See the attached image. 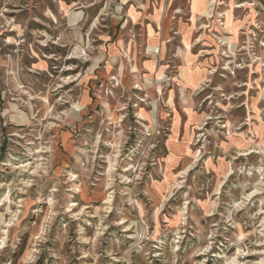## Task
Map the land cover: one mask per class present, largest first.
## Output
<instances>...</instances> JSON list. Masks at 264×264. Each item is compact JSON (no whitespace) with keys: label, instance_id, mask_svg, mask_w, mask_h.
<instances>
[{"label":"rangeland","instance_id":"1","mask_svg":"<svg viewBox=\"0 0 264 264\" xmlns=\"http://www.w3.org/2000/svg\"><path fill=\"white\" fill-rule=\"evenodd\" d=\"M207 6L0 0V264H264V0Z\"/></svg>","mask_w":264,"mask_h":264},{"label":"crops","instance_id":"2","mask_svg":"<svg viewBox=\"0 0 264 264\" xmlns=\"http://www.w3.org/2000/svg\"><path fill=\"white\" fill-rule=\"evenodd\" d=\"M200 1V2H199ZM207 1L208 0H192V8H196V7H198V8H208V6H207ZM205 3V4H204ZM199 4V5H198ZM201 5V6H200ZM202 10V9H201ZM203 12V11H202ZM204 15H207V13L204 11ZM203 27H204V25H203ZM199 39V38H198ZM198 42H200V41H198Z\"/></svg>","mask_w":264,"mask_h":264},{"label":"bare ground","instance_id":"3","mask_svg":"<svg viewBox=\"0 0 264 264\" xmlns=\"http://www.w3.org/2000/svg\"><path fill=\"white\" fill-rule=\"evenodd\" d=\"M200 2V1H199ZM205 4V3H204ZM246 4V3H245ZM245 4H242V5H234L235 7H239V6H243V5H245ZM199 5V4H198ZM201 6V5H200ZM196 8H198V7H196ZM204 8V7H203ZM231 18H230V15H229V17H228V21L230 20ZM208 51V50H207ZM208 52H210V51H208ZM210 74V73H212V71H208L207 69L206 70H204L203 72H199V75H200V77L198 78L199 80H200V82L203 80V76H204V74L206 75V74ZM207 81V80H206ZM251 152H252V150H251ZM231 262H236V260L234 259H232L231 260ZM229 264V263H228ZM233 264V263H232Z\"/></svg>","mask_w":264,"mask_h":264}]
</instances>
